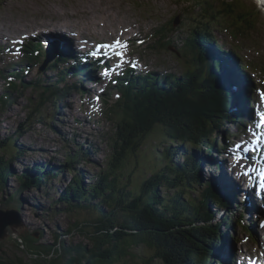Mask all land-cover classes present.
Segmentation results:
<instances>
[{"label": "trees", "instance_id": "trees-1", "mask_svg": "<svg viewBox=\"0 0 264 264\" xmlns=\"http://www.w3.org/2000/svg\"><path fill=\"white\" fill-rule=\"evenodd\" d=\"M184 4L195 13L192 18L194 26L185 41V47L189 49L185 55L192 56L191 62H187L188 68L181 78L169 75L157 82L153 77L155 75H151L124 85L122 100L109 112L118 123L106 166L95 175L93 182L87 184L82 174L72 176L55 203L56 206L67 205L63 213L76 214L89 210L94 219H75L66 233L54 237L52 244L32 247L35 236L24 239L26 247L35 250L37 264H57L61 260L63 264H127L126 259L135 256L133 249L141 247L154 252L147 260L140 256L142 264H151L153 258L162 264H212L214 253L219 255L216 247L222 245V225L235 231L238 226L250 238L249 230L237 217L231 218L226 214L221 222L212 223L215 215L210 205L220 207L223 214L229 204L220 198L211 182H207L199 202L188 199L185 194L186 188L200 179L197 148L201 149L203 143L209 153L214 148L218 151L215 138L211 135L218 133L221 123L232 120L228 111L234 105L230 87L218 76L219 64L207 55L202 44L215 42V30L211 29L213 25L225 30L232 39L242 35L252 28L254 15L239 0H223V8L216 7L218 5L214 0H184ZM161 28L158 33L165 39L167 28ZM31 45L25 46L28 52L24 57L36 60L37 57L29 51ZM20 75L22 70L13 69L8 77H13L14 81L4 77L0 110L12 104L10 91L17 92L26 84ZM57 83L59 81L45 84L39 89L40 97L46 95L43 100L51 102L55 111L60 109L56 106L59 95L70 89L69 86L60 88ZM38 88L39 84L33 85V89ZM30 103L33 110L28 114L27 121L40 115L43 102ZM50 120L52 123L57 121L53 117ZM157 127L163 129L168 146L160 155V166L163 167L129 189L126 184H121V172L129 156L138 154L142 139H146L147 134ZM18 135L24 133L18 132ZM181 145H190L191 148L188 153L180 155L183 162L177 164L172 157L178 155L177 148L181 150ZM0 149L16 156L21 152L12 140L6 143L0 141ZM75 149L76 152L66 158L60 169L51 167L45 161L27 166V172L16 176L18 190L39 188L48 182V178H55L63 171L72 172L74 162L86 159L85 155L81 157V147L76 146ZM11 160L8 156L0 158V188L6 185L11 173L15 174L10 170ZM16 199L17 193H14L8 195L7 202L9 204ZM74 232L84 236L90 248L83 243L66 245L63 241L58 242L62 236ZM231 235L232 238L236 236ZM216 262L222 264L218 259Z\"/></svg>", "mask_w": 264, "mask_h": 264}, {"label": "rangeland", "instance_id": "rangeland-1", "mask_svg": "<svg viewBox=\"0 0 264 264\" xmlns=\"http://www.w3.org/2000/svg\"><path fill=\"white\" fill-rule=\"evenodd\" d=\"M239 1L243 2L244 6L253 12L252 28L246 30L242 35L235 36L234 39L220 27L213 25L211 29L215 30V39L222 44L224 50H233L239 61L246 66L245 71L250 75L257 76L255 86L257 85V88L264 90V14L257 7L254 0ZM82 2H87L88 6L84 7L81 5ZM214 2L218 5L216 7L223 8V0H214ZM50 4L63 6V8L62 6L58 8L59 17L56 19L60 24L62 23L59 32L63 35L66 31L71 32L73 30L71 35L76 32L82 38H91L94 42L108 41L118 36L135 39L132 43L133 47L131 46L133 53L141 57L150 74L151 72L159 75L171 74L181 78L189 66L187 62H191L190 58L192 56L190 54L185 55V52H189V49L185 47V41L190 35L192 26H194L192 18L195 13L192 8H188L184 4V0H0V25L2 20L6 23L3 27L4 36L0 32V44L3 45L5 42L9 44V41L6 40L8 36L12 37L14 35L13 37L20 38L22 35L28 34L30 29L25 28L23 23L25 17L27 15L32 19L35 17V21L49 17L44 16V14H41L43 17L36 16L35 13L43 7L48 8ZM66 10L69 12V16L67 14L63 15ZM18 21L19 29L12 32L9 25ZM65 25L69 26V29ZM162 26L167 28L165 29V39L158 33ZM71 35L65 34L67 37ZM32 40L34 41V38H31L30 41ZM30 41L28 42L30 43ZM126 41L131 44V41ZM197 48L199 47L197 46ZM7 54L5 48H2L0 60L6 59L8 62L9 55ZM14 61L16 62V60ZM24 61H21V66H25ZM45 75L51 78L49 82L44 81ZM55 79V72L49 70L36 69L29 74H25L23 81L26 84L20 87L17 92L10 91L9 97L12 104H7L0 110V141L6 143L12 140L14 145L21 148V152L17 156L13 153H5L0 149V158L7 156L11 158L9 166L15 172L14 175L7 177L6 185L0 188V209L16 210L22 224L21 228L15 229L13 237H7L0 241V264H37L38 261L36 260L38 258L35 256V250L26 247L24 239L34 235L35 242H32V247L52 244L54 237L66 233L72 227L75 219L80 221L94 219L89 210H81L76 214L63 213L67 205L56 206L55 203L72 176L85 173L87 180L84 183L87 184L93 182L95 175L104 169L111 153L110 143L118 120L114 115L107 117L99 113L94 114L92 120H81V117H88V115L81 116V113L79 115L78 107L85 105L87 111L89 110L88 104H86L89 94L86 96L83 92L81 95L84 96L80 97L79 93H76L73 89L68 91V97L56 103V106L61 109L55 111L51 102L43 100L46 95L40 97L41 90H39L45 84H54ZM36 80L39 82V88L33 89V85L37 83ZM31 83L34 84L30 85ZM3 84L4 82L0 81V93ZM65 84L66 80L57 86L62 87ZM97 91L101 92L100 88ZM109 92L108 103L113 104L118 92L116 90H109ZM253 98L257 99L256 91ZM30 101L35 104L40 101L43 103L40 115L27 121L28 114L33 110ZM68 103H70L71 109L64 108ZM103 109H105V106H101V110ZM185 111L188 112V110ZM51 117L57 121L52 123ZM75 117L79 119V123L72 122ZM66 121L70 122L67 123ZM227 123L229 121L220 124L219 133L229 131V127L226 126ZM63 130L66 133L62 135L60 132ZM72 131L74 133L81 132L83 137L73 136ZM18 132H22L24 135L19 136ZM147 135V138L141 141L142 146L138 154L129 156L119 177L121 184H126L127 187H130L129 189L137 186L154 170H160L163 167L160 166V155L168 147L164 140L163 129L157 127ZM213 137L214 133L211 135V138ZM39 145L49 150L47 154L56 166H63L66 158L76 152V146L81 147V157L85 155L86 159L83 162L82 160L79 163L74 162L72 172L63 171L57 177L51 178L52 180L48 181L49 184L46 182L49 185L48 188H44V185H42L39 188L19 191L16 178L20 174L19 170H22L24 165L30 167L34 161H47L48 157L44 156L45 154L41 151L42 148L40 149ZM217 146L220 147L221 145L217 144ZM180 147L182 149H178V155L172 157V161L177 164L183 162L180 155L188 153L191 148L190 145H181ZM27 150L28 155L25 153ZM197 153L200 157L205 158L207 156L204 147L197 148ZM28 156L32 158L29 159ZM22 163L23 167L19 168ZM207 174L209 173L205 168L199 182L186 188L185 195L188 199L197 202L201 200L200 194L207 182L210 181ZM124 176L125 178H122ZM14 193H17V199L8 204V195ZM236 200L240 201L239 197ZM70 205H73V203H70ZM22 206L23 212L21 210ZM215 209L214 205H210V210L215 215L212 223H219L222 221V214L219 210L220 212L216 215ZM243 210L241 204L232 203L230 209L224 215L229 214L234 217L241 213V217H237L252 229L253 218H246ZM229 220L231 219L229 218ZM220 230L223 233L222 239L226 236L231 238L229 228H224L222 225ZM225 233H227L226 236ZM235 235V238L237 237L236 241L241 242L238 248H240V251H245L248 247L246 235L239 229L235 231ZM60 241H63L66 245L83 243L90 248L89 241L75 232L68 236H62L58 239V242ZM249 249L254 251V246L249 245ZM25 250L29 251V255L25 253ZM132 253L135 256L134 258H127V264H142L140 256L147 260L154 254L152 250L143 247L133 249ZM57 264H63V261L61 260ZM151 264L162 263L153 258Z\"/></svg>", "mask_w": 264, "mask_h": 264}, {"label": "bare ground", "instance_id": "bare-ground-1", "mask_svg": "<svg viewBox=\"0 0 264 264\" xmlns=\"http://www.w3.org/2000/svg\"><path fill=\"white\" fill-rule=\"evenodd\" d=\"M41 2V1H40ZM54 3V2H53ZM81 5H83L84 7H87L88 6V3L87 2H82ZM62 5H58V4H50V6L47 8H42L41 10L37 11L35 13L36 16H42L41 14H44V16H49V17H45L43 19H38V21H35V17H30L29 15H27L24 19V26L25 28L27 29H30L28 33L33 36L34 38V45H35V50H36V55H39V56H42L43 57V60L45 61V63L47 64H54L58 61V59L67 53L68 50H72V49H75L76 48V44L72 41H75L74 39H71L72 38V35H71V32L73 31H69L68 34H70L71 36L70 37H67L65 36V34H61L59 32V30L61 29L62 27V23L60 24L56 19H58L59 17V7H61ZM35 7V6H34ZM63 8V6H62ZM65 12V11H64ZM69 14V12L66 10V12L63 14ZM69 16V15H68ZM43 17V16H42ZM60 21V20H59ZM64 22V21H63ZM66 23V22H65ZM19 21L17 23H11L9 25V27L11 28L12 32L13 31H16L17 29H19ZM4 25H6V23L2 20L1 22V25H0V32L2 33L1 35L4 36ZM66 26V25H65ZM67 28L69 26H66ZM71 28V27H70ZM69 29V28H68ZM21 30V29H20ZM20 32V31H19ZM23 32V31H22ZM21 33V32H20ZM76 33V32H75ZM17 35V34H16ZM1 36V37H2ZM12 36V35H11ZM14 36V35H13ZM12 36V37H13ZM45 38L46 40H51L53 42V45H51V49L53 51H58V49H62L57 55H54V53H52L51 51L47 50L45 48L44 45H42L43 42H41L39 44V42L41 41V39ZM82 43L85 45L86 43L81 40ZM206 45V43L202 44V46L204 47ZM87 46V45H86ZM207 55L208 56H212V53L211 51L207 52ZM86 72L90 73V69L88 66H85V67H82ZM56 71L55 72V75L57 74V71L60 70L59 66H57L56 68ZM220 72L218 73V76L225 82V83H228L230 82L231 79H229L227 77V72L224 73L223 69L220 68L219 70ZM138 72V70L134 69L132 74L128 75V77L124 78L122 80V83L121 85L124 83L125 84H128L130 85V83L134 80V79H137L134 77V75ZM2 73V72H1ZM141 72H139L138 74H140ZM11 73L9 74H5V76L7 78H9L8 76H10ZM204 74V73H203ZM151 75H155L153 76L154 78L156 79H161L162 77L164 76H169L168 74H165V75H159L155 72H151ZM149 74V76H151ZM171 75V74H170ZM148 76V75H147ZM139 79V78H138ZM142 80H144L143 78H140ZM155 79V80H156ZM245 79L248 81V77H245ZM51 80V78L47 75H45L44 77V81L45 82H49ZM97 81H99V79H97V76L94 74V73H90V75H86L84 78H81L80 79V82H78L77 85H75L73 88H76L77 86H83L85 87L86 85V90L91 88L93 85H95V83H97ZM165 81V80H164ZM227 85V84H226ZM123 87L121 86H118V87H115V89L113 90H116L118 93H120L122 90L123 92H125V90L123 89ZM232 91V94L235 98L238 97V90H231ZM91 92H89V94H91ZM67 107L69 109H71L70 107V104L68 103L67 104ZM242 112L246 111L245 108H242L241 109ZM73 114V113H72ZM79 118V117H78ZM67 122V121H66ZM70 121H68L67 123H69ZM74 123H76V121H72ZM260 125V124H258ZM68 128V127H67ZM65 130V129H64ZM64 130L62 132H60L62 135L65 134L66 132H64ZM83 133H87V132H83ZM69 134V132H68ZM71 134L73 136H76L78 138H81L83 137L81 135V132H75L72 131ZM39 148L41 149V145H39ZM179 149V148H177ZM41 151L45 154H43L44 156L48 157L47 158V163H49V165L51 167H54V168H58L60 169L62 166H56L55 165V162L51 159L50 156H48L47 153H49V150L46 149V148H42ZM28 150L25 151V153L28 155ZM231 152V149L229 150V153ZM40 153V152H39ZM42 155V156H43ZM28 158H32L31 156H28ZM55 158V157H54ZM49 159V160H48ZM204 159H207L206 157L204 158L203 157V160ZM35 162V161H34ZM83 162V161H82ZM21 163V162H20ZM203 163V161H202ZM205 164L203 166H199V176L200 178L203 176L204 174V170H205V167H209V170L215 168L216 166H214V164H210L209 161H206L204 162ZM47 165V164H46ZM226 166L229 168L228 164H226ZM23 167V163L21 164V166L19 165V168H22ZM226 168V167H225ZM29 168L27 166L24 165V168L22 170H19V173H22V172H27ZM11 170V168H10ZM16 170V169H15ZM21 171V172H20ZM87 173V172H86ZM219 173V172H217ZM222 173H224V170L219 173L218 175L215 176V174L213 172L207 174V177L208 179L210 180L209 182H211L214 187L217 186L219 187L220 191L222 192V194L224 195L225 199L227 200L229 206H231V204L235 203L237 205H242V207L244 208L245 210V216L246 218H249L251 217L250 216V206H248V203L245 199H249V196H246V194L244 193V191L242 189H240L239 185L237 184V182H235L234 179L230 178V177H226V176H222ZM12 174V173H11ZM234 175V173H232ZM14 175V174H12ZM18 177L21 176V174L17 175ZM82 177L84 179H87L86 175H82ZM48 181L52 180L51 178H48L47 179ZM49 184V182H47ZM44 185V188H48L49 185H47L46 183H43ZM216 188V187H215ZM237 197H239L240 201L239 200H236ZM29 207V206H28ZM2 210V209H1ZM22 212H23V206H22ZM235 210V209H234ZM243 210V211H244ZM224 216V213L222 214V217ZM22 217H23V214H22ZM217 248V251L221 254V256L224 258V259H227L228 256H234L235 255V250L234 248H229V244L227 242H224L221 247H216Z\"/></svg>", "mask_w": 264, "mask_h": 264}, {"label": "water", "instance_id": "water-1", "mask_svg": "<svg viewBox=\"0 0 264 264\" xmlns=\"http://www.w3.org/2000/svg\"><path fill=\"white\" fill-rule=\"evenodd\" d=\"M21 226V220L16 210L0 209V241H3L7 237H13L15 229H19ZM25 253L29 255L27 250H25Z\"/></svg>", "mask_w": 264, "mask_h": 264}, {"label": "snow or ice", "instance_id": "snow-or-ice-1", "mask_svg": "<svg viewBox=\"0 0 264 264\" xmlns=\"http://www.w3.org/2000/svg\"><path fill=\"white\" fill-rule=\"evenodd\" d=\"M119 46H120V42L117 41V42L115 43V45H109V46H107V47H119ZM101 47H105V46H101ZM93 54H95V53H93ZM261 95H262V98H264V93H262Z\"/></svg>", "mask_w": 264, "mask_h": 264}]
</instances>
